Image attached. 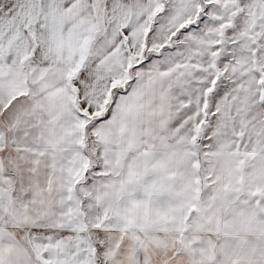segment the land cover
<instances>
[{"label":"snow or ice","instance_id":"snow-or-ice-1","mask_svg":"<svg viewBox=\"0 0 264 264\" xmlns=\"http://www.w3.org/2000/svg\"><path fill=\"white\" fill-rule=\"evenodd\" d=\"M0 264H264V0H0Z\"/></svg>","mask_w":264,"mask_h":264}]
</instances>
